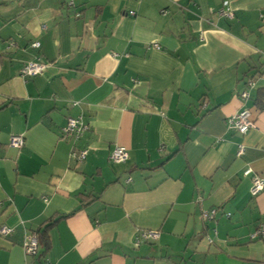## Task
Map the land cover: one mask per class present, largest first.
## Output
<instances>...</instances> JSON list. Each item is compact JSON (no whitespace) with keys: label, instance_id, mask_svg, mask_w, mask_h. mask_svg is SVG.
<instances>
[{"label":"crops","instance_id":"1","mask_svg":"<svg viewBox=\"0 0 264 264\" xmlns=\"http://www.w3.org/2000/svg\"><path fill=\"white\" fill-rule=\"evenodd\" d=\"M246 107L254 127L227 130ZM78 116L75 162L60 130ZM247 167L264 179V0H0V264H264ZM143 229L160 236L135 247Z\"/></svg>","mask_w":264,"mask_h":264},{"label":"built area","instance_id":"2","mask_svg":"<svg viewBox=\"0 0 264 264\" xmlns=\"http://www.w3.org/2000/svg\"><path fill=\"white\" fill-rule=\"evenodd\" d=\"M226 6V2L224 3ZM223 12V11H222ZM132 14V13H130ZM226 16H231L228 8L223 12ZM156 48V45H154ZM31 47L38 48L39 43L33 42L31 43ZM44 65L40 63L38 60L31 61L25 63L19 70V75L24 77H31L37 75L42 69ZM253 86L252 80H247L245 84V89L239 95L242 100H246L249 97L248 89ZM254 127V123L251 120V112L249 108L241 109L237 114L232 116L230 119H227V130L234 131L239 133L240 135L246 134L250 129ZM89 130V126L82 121V117H67L66 124L60 130V138L67 139L71 141L72 147L69 151V159L80 162L83 161L87 155L86 148H76L75 144L78 142L83 135ZM9 146L19 149L23 146V137L21 135H13L9 139ZM243 145H238L236 155L240 156L243 153ZM109 160L112 163L119 164L123 163L127 160V150L125 147L116 146L112 149L109 154ZM243 176H250V188L249 193L252 197L257 196L259 193L264 191V179L261 176L253 173L250 168H245L242 172ZM217 209L211 208L209 211H203L201 213V217L203 220H212ZM12 229L2 224L0 225V236L6 237L10 235ZM160 236V232L158 230H138L135 233L133 245L135 247L139 246L141 243L147 241L157 240ZM250 240H254L257 238H264V223H261L257 226V228L249 235ZM22 249L25 255L32 256L37 251V239L35 234L30 233L27 234L22 243Z\"/></svg>","mask_w":264,"mask_h":264},{"label":"trees","instance_id":"3","mask_svg":"<svg viewBox=\"0 0 264 264\" xmlns=\"http://www.w3.org/2000/svg\"><path fill=\"white\" fill-rule=\"evenodd\" d=\"M248 79H252V78H248ZM245 84H246V81H245ZM258 101H257V103H258ZM254 104L256 105V102ZM56 221H57V219H50L47 223H45L39 229H37L35 232H33V234H35L36 239H37V251L34 255L28 256V257L34 258L35 256H38V259H39V258H42L43 255H45L46 251L49 248L48 231L56 223ZM38 251H40L39 254H38ZM41 264H47V263L45 261H43Z\"/></svg>","mask_w":264,"mask_h":264}]
</instances>
